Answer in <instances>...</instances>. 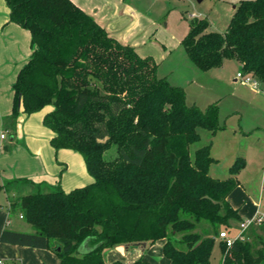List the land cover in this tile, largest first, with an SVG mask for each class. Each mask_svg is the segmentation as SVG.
I'll list each match as a JSON object with an SVG mask.
<instances>
[{
    "label": "trees",
    "instance_id": "obj_1",
    "mask_svg": "<svg viewBox=\"0 0 264 264\" xmlns=\"http://www.w3.org/2000/svg\"><path fill=\"white\" fill-rule=\"evenodd\" d=\"M5 1L10 20L30 30L33 49L14 84L10 120L20 108L31 114L52 105L44 117L52 146L80 152L94 181L13 197L11 212L33 231L6 228L0 241L58 244L60 264H109L105 254L116 246L165 239L171 264H211L221 228L231 232L230 220L241 219L228 197L246 165L238 157L220 178L210 171L219 162L211 143L192 157L200 129L223 128L218 105L188 104L184 87L160 77L152 56L112 36L73 0ZM209 25L196 18L183 38L193 63L208 71L236 60L264 83V0H241L222 32ZM258 242L247 232L230 248L220 240L223 264H264V239ZM130 264L150 263L139 257Z\"/></svg>",
    "mask_w": 264,
    "mask_h": 264
},
{
    "label": "crops",
    "instance_id": "obj_2",
    "mask_svg": "<svg viewBox=\"0 0 264 264\" xmlns=\"http://www.w3.org/2000/svg\"><path fill=\"white\" fill-rule=\"evenodd\" d=\"M73 1L92 14L112 36L123 43L134 46L138 51V46L132 43L131 39L135 35L134 30L137 31L142 27L144 19L141 17V14L134 12L131 6L126 5L122 0ZM32 50V35L30 30L11 21L10 8L7 2L0 0V146L3 139L1 131L6 127L7 120L11 121L10 118L13 114L15 104L14 84L19 72L28 63ZM139 54L148 56L141 52ZM169 55H171V51H167L165 54L166 57ZM185 63L189 69L196 72H210L221 69L228 64L235 67L236 72L241 69L240 63L233 62L232 60L226 61L219 68L208 71L201 70L190 58L189 61L185 59ZM234 76V82H242L237 78V73ZM243 84L257 97L250 101L247 107H241L243 111L248 108L251 109L252 119H248L249 128L241 127V124L237 126L234 124L222 125V129L215 133L211 132L212 141L218 137V134L228 132H231L229 138L234 137L239 139L241 134L248 136L249 133L254 131L258 138H264V89H261V87L255 88L244 82ZM175 85L184 87L182 84ZM48 107L31 114L25 113L23 108H20L16 121L14 123L11 121V126L15 129V136H13L12 140H16L17 143L13 147L12 153H0V235L6 228L25 232L33 231L31 225L21 217V213L11 212V199L13 197L22 193H31L35 187L40 188L43 186L53 189L59 186L65 191H71L74 188L88 185L94 181V177L88 172L84 157L80 152L68 148L56 150L52 146L51 139L54 133L44 124L45 115L52 109V107ZM234 111L240 112L237 109ZM212 141L211 153L219 162L213 164L210 171L213 175L215 173L216 175H221L218 177L223 178L227 174L224 173L223 167L218 168L222 157L217 155V145ZM5 147H8L7 150L11 149L10 145ZM221 147L224 149L223 146ZM245 153L243 154L240 149L232 150L231 148L229 158L234 163L238 157H243L246 162L247 155L250 152L247 151ZM229 165L231 167V164ZM213 171L216 172L213 173ZM14 179H27L32 183H27L26 185L29 187L25 188L23 192L19 188L14 187L11 189V193H9L8 189L2 186H4L6 181ZM238 181L239 185L229 195L228 200L234 208L238 209L242 221L252 217L257 211H262L259 204L258 209L250 213L245 208L246 203L242 202L243 200H237L236 192H243L245 190L239 178ZM231 233L233 234L232 230ZM165 241V239H161L154 244H147V249L140 256L136 254L133 259L142 257L143 260L148 261L150 264H171L170 260L163 253ZM217 242L219 243V249H221L220 239ZM157 243L159 245H156ZM0 255L6 259L8 264H60L59 256L52 248H34L12 245L0 241ZM108 258L112 262L122 260V258L124 263L127 262L121 254H118L113 249L110 250ZM133 259L132 261H134Z\"/></svg>",
    "mask_w": 264,
    "mask_h": 264
},
{
    "label": "rangeland",
    "instance_id": "obj_3",
    "mask_svg": "<svg viewBox=\"0 0 264 264\" xmlns=\"http://www.w3.org/2000/svg\"><path fill=\"white\" fill-rule=\"evenodd\" d=\"M126 5L134 9V12L141 14L144 21L142 27L135 31L131 42L138 46V51L152 56L158 66V75L166 77L168 81L175 84H182L186 92V99L188 104H197L202 109H206L210 104L216 103L219 108V123L221 125H239L244 128H249L248 119H252L251 109H241L247 107L250 101L257 98L243 82H234L236 68L225 65L221 69L210 72H195L186 66L185 59L187 52L182 44L183 38L190 30L192 22L198 18H206L209 21V30L224 31L226 30L230 19L234 13L235 7L241 0H122ZM171 51V55L165 56L166 52ZM237 62L236 60H232ZM191 63V62H190ZM261 89H264V83L260 82ZM263 87V88H262ZM260 98V97H259ZM262 101V99L260 98ZM49 105L48 108H51ZM239 110L236 112L234 110ZM264 122V117H263ZM251 130V129H250ZM6 138L2 139L0 146V153H12L13 147L16 145V140H12L15 136V129L11 126V121L7 120L6 127L1 131ZM255 131L248 134V136H241L238 138L230 137L231 132L225 134H218L214 138V144L217 145V155L222 159L218 168L223 167L227 178L229 167L232 161L230 157V149L242 150L248 153L246 160V167L239 174L238 178L244 186L243 192H236L237 200L245 202V208L252 213L260 209L264 213V138H258ZM201 139L191 145L192 157L195 155L197 148L211 143V131L202 128L200 129ZM240 135V134H239ZM212 141V142H213ZM228 143V146H227ZM10 145L11 149L6 150L5 146ZM224 149H222V147ZM230 148V149H229ZM245 153V154H246ZM216 171H213V173ZM214 176L218 177L221 175ZM221 178V177H220ZM23 192L29 186L15 185ZM11 189L8 192L11 193ZM49 191L48 187H35L31 192ZM242 191V190H240ZM230 202V201H229ZM258 212V211H257ZM256 212V213H257ZM254 213L253 216L256 214ZM241 219L230 220V229L233 234L240 229ZM224 230V226L221 228ZM247 236L259 244V237L264 239V222L261 224L252 225L247 231ZM219 240V238H217ZM156 245H159L157 243ZM112 250V249H111ZM124 257L125 263L133 262L132 259L136 254L129 257L126 252V245H119L113 248ZM110 250L105 254L109 264ZM113 252V251H112ZM129 257V258H128ZM131 260V261H130ZM134 260V259H133ZM123 261V258L122 260ZM130 261V262H129ZM212 264H223L222 252L219 249L217 242L214 248Z\"/></svg>",
    "mask_w": 264,
    "mask_h": 264
},
{
    "label": "built area",
    "instance_id": "obj_4",
    "mask_svg": "<svg viewBox=\"0 0 264 264\" xmlns=\"http://www.w3.org/2000/svg\"><path fill=\"white\" fill-rule=\"evenodd\" d=\"M237 78L246 84H250L254 86L255 88L260 87V81L255 79L252 75L246 74L244 71H242V69H240L237 72ZM2 138H5L4 134H2ZM21 217L23 218V215H21ZM263 222H264V213L258 211L254 216L246 218L241 221L240 229L238 232L232 234L229 230L224 229L220 232L218 238L226 243L227 248H230L237 239L244 238V233L252 225L261 224ZM0 264H8L6 259H4L1 255H0Z\"/></svg>",
    "mask_w": 264,
    "mask_h": 264
},
{
    "label": "water",
    "instance_id": "obj_5",
    "mask_svg": "<svg viewBox=\"0 0 264 264\" xmlns=\"http://www.w3.org/2000/svg\"><path fill=\"white\" fill-rule=\"evenodd\" d=\"M8 147H5V149L7 150ZM147 247V243H139V244H131V245H127L126 246V252L128 254V256H133L134 254H137L138 256H140ZM53 251L55 252H59L62 250V247L58 244H56L53 248Z\"/></svg>",
    "mask_w": 264,
    "mask_h": 264
}]
</instances>
